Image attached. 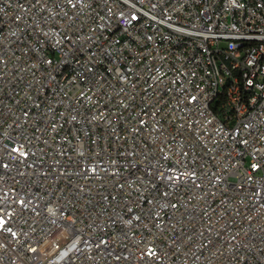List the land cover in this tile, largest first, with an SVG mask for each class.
<instances>
[{
  "label": "built area",
  "instance_id": "1",
  "mask_svg": "<svg viewBox=\"0 0 264 264\" xmlns=\"http://www.w3.org/2000/svg\"><path fill=\"white\" fill-rule=\"evenodd\" d=\"M0 264H264V0H0Z\"/></svg>",
  "mask_w": 264,
  "mask_h": 264
}]
</instances>
